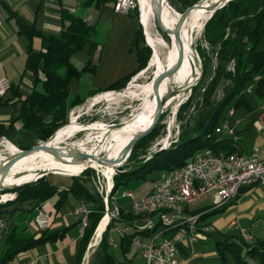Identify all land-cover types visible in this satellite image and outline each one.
Segmentation results:
<instances>
[{
    "label": "trees",
    "instance_id": "1",
    "mask_svg": "<svg viewBox=\"0 0 264 264\" xmlns=\"http://www.w3.org/2000/svg\"><path fill=\"white\" fill-rule=\"evenodd\" d=\"M92 1L101 8L109 0ZM112 1L114 3L115 0ZM198 1L176 0L178 3L181 2L185 9ZM61 21L62 26L58 34L49 35L23 22L19 24L20 31L29 37L38 36L42 41L40 51L36 52L31 49L26 51L27 62L25 65L33 72L35 81L39 80L37 78L38 72L43 75L42 92L33 89L25 98L24 104L16 116V119L22 121L20 129L11 124L7 126L0 124V137L4 136L11 139L20 149L30 148L38 141L46 139L66 122L68 114L66 99L69 93V84L77 80L83 72L92 69L90 60L79 69L71 61L72 55L81 50L89 40L88 35H90L92 27L82 18L76 16L75 13L73 14L66 9L61 10ZM203 31V38L210 47L207 55L204 54L203 49H198L202 57V75L197 83L199 86L186 101V104L189 105L193 100L196 102L195 98L201 95L202 101H197L194 105L198 111L197 114L187 119V124L175 142L165 149L154 152L149 158L145 153L149 146L147 143L155 138L158 130L157 124L147 135L140 138L131 148L128 157L129 160L136 162L135 166L130 169L121 168L114 173L113 187L109 195L114 196L116 190L125 186L129 180L144 178L146 174L154 170L160 172L179 167L187 162L194 152L204 148H211L218 153H241V149L231 137L216 133L214 129L226 119H235L241 113L253 111L254 107L250 95L260 99L264 98V47L262 46L264 39V0H229L207 18ZM142 36L140 26L136 29L131 41V48L136 53L137 67L104 89L91 91L90 95L107 90H120L134 74L146 67L151 53L149 47L144 44ZM95 47L96 43L92 42L90 49L93 50ZM216 47L218 50H215ZM213 53H215V63L212 58ZM231 60L234 63L233 71L227 69ZM222 81H228L222 89L223 96L220 100L213 101L211 97L213 90ZM82 101L76 97L70 105L74 106ZM239 107L242 110L239 111L240 113L237 112ZM230 110H233L232 115H229ZM133 121L123 126L124 133L129 132L132 128ZM143 123L145 124L147 121ZM122 142L123 138L119 137L114 141L115 144ZM141 148L145 152L138 154V150ZM87 165L82 164L70 168ZM80 171L82 170L69 171L68 175H78ZM68 183L66 188L59 189L50 177L39 178L36 182H29L14 188L17 192L14 201L24 202L28 199L45 201L58 194L59 199L56 205L62 204L64 199L71 196L77 202H82L88 206L91 212L88 214V223L83 230V235L78 239L77 255L73 263L80 264L86 245L101 217H103V195L91 192L78 177L72 178ZM2 184L12 185L14 183ZM242 189L243 187L240 190ZM14 201L12 203H15ZM1 205L0 219L5 214V210L1 211L4 204ZM109 208H112L111 201H109ZM222 208L204 212L205 208L201 207L190 208L188 211L190 213H202L200 220L209 223L206 220L210 215L222 210ZM119 212V217L110 220L111 225L103 231L93 253L92 264L118 263L111 252V248L114 246L109 243L110 227L121 228L126 224L133 227L119 237L118 244L114 248H119L122 251L124 259L122 264H142L134 261L135 254L132 257L129 256L133 245H135L134 240L137 238L145 240L151 237L159 229V223L153 229L139 230L133 221L135 219L141 222V216L134 215L130 210L125 211L122 208H119ZM39 231L40 235L36 238H16L13 234L8 235L5 241V250L0 255V264H9L19 252L29 250L39 243L54 240L56 236L64 234L63 230L49 232L47 228ZM213 232L207 233V240L211 239L215 243L214 248L219 252L222 262L226 260V252H229L238 264H249V260L253 263L264 264V238L255 239L253 236L251 242H247L238 232L219 231L217 233L219 235H215ZM182 246L179 245V251Z\"/></svg>",
    "mask_w": 264,
    "mask_h": 264
},
{
    "label": "crops",
    "instance_id": "2",
    "mask_svg": "<svg viewBox=\"0 0 264 264\" xmlns=\"http://www.w3.org/2000/svg\"><path fill=\"white\" fill-rule=\"evenodd\" d=\"M113 4V1L109 0L100 8L97 7L92 0H0V78L6 77L11 82L10 89L6 91L4 95L0 96V124H4L5 126L11 124L20 129L22 121L20 119H16V116H18L21 106L24 104L25 98L33 89H36L39 92H42L41 90L43 89V75L38 72L37 78L39 80L35 81L33 79V72L25 65L27 62L26 51H28V49L36 52L40 51L42 49V41L38 36L29 37L26 33L20 31V22L31 25L48 35L58 34L62 26L61 10L66 9L82 18L92 27L93 30L95 27H98L102 20H108L109 23H111V26H113L115 18L113 15H110L108 10L110 9L112 14H115V16L120 15L118 13H114L112 10ZM121 15H131L133 17H126L129 20L126 22V33L130 34L132 41L136 29L140 26L141 28L143 27L139 19L140 13L138 16L137 10L134 9L128 14ZM101 50V46L98 43H96V47L93 50L89 47V53L91 56L87 61L90 60L92 69L83 72L80 77L74 81L89 80L91 83V81L95 79L97 68L100 64ZM134 54L135 62L133 64L129 62L124 69L119 70L120 72L117 71L118 65L114 68V70H112V63L118 62L108 61L110 63L107 73L103 75L96 86H92L95 88L88 90L85 96H80L77 93L73 98L72 96L69 97V90L68 97L66 99L68 108L73 107L70 104L76 97L82 99L83 101L85 99H90L91 91L104 89L113 81L133 71L137 67L136 53ZM80 104L81 102L76 105ZM239 117H243L241 122L235 123V119H231L230 122L235 127L236 135L239 136L236 144L241 149V153H256L259 157H264V134L262 132L260 133L254 125V121H261L264 118V111L253 109L251 112L239 114L236 118ZM262 123L264 124V122ZM68 184L57 186L59 189H63L66 188ZM263 188V186L258 184L243 187L237 197L226 203L222 210L219 211L229 212L226 217L217 218L213 222L209 217L206 221L213 225L214 230L216 228L219 231H225L233 230L234 228V230L239 231L241 227L237 222V218L244 214L241 213V210L252 205V203L256 201L257 194L262 196ZM141 195H137L135 197ZM123 198L125 199L123 202L119 203L116 199V203L120 208L128 211L129 199L127 197ZM58 199L59 195L55 194V196L53 195L45 201L28 199L24 202L9 204L10 208H15L16 210L7 213L4 218L0 219V243L3 241V238L6 241V237L10 234H13L16 238H36L40 235V229L47 228L49 232L55 230L64 231L63 235L56 236L54 240L39 243L29 250L19 252L9 264L74 263L78 250V229L80 226V223H78L80 217L74 213V207L79 202L71 196H68L64 199L62 204L56 205ZM256 204L264 206V201H258ZM190 208L196 209L192 206H190ZM202 208H205L203 210L204 212L209 211L208 205ZM39 209L49 215L48 224L44 228H39L37 224H35L34 218ZM135 221L136 220L134 219L133 223ZM231 222H234L236 226H231ZM204 241H207V239ZM192 243L193 242L190 244ZM194 254V251L190 250L188 254L185 253V256L181 260L185 261L188 259L190 263L193 264L192 257ZM69 259H71L70 262Z\"/></svg>",
    "mask_w": 264,
    "mask_h": 264
},
{
    "label": "rangeland",
    "instance_id": "3",
    "mask_svg": "<svg viewBox=\"0 0 264 264\" xmlns=\"http://www.w3.org/2000/svg\"><path fill=\"white\" fill-rule=\"evenodd\" d=\"M167 2H168V6H170L172 9H174L178 13H181L185 9L183 4H181V2L180 3L176 2V0H167ZM139 8L140 7L137 3V7L135 8V10H137L138 16L140 13ZM149 10H150V13L152 14V18H153V7L149 8ZM108 11H109L110 15H113L115 18L113 26H111V23H109L108 20H102V22L98 25L97 28L95 27V29L91 30L90 35H89V40L85 44V46L81 50L74 53L71 57V61L73 62V64L75 66H77V68L83 67L86 63H88L87 60L91 56L89 53V47H90L91 42L94 41V43H98L101 46L102 50H101L100 64L97 68L95 79L93 81H91V83L89 80H78V81L71 82V84L69 85V89H68V90H70L69 97L72 96V98H73L75 96V94H77V93L80 96H85L89 89L95 88L92 86H96V84L100 81V79L103 77V75H105L107 73V71L109 69V63L110 62H108V61L118 62V63H112L113 64L112 70H114V68L118 65L117 71L124 69V67H126V65H128L129 62L131 64H133L135 62L134 61L135 60V54H134L135 52H134V49L131 48L132 47L131 46V36H130V34L126 33V28H127L126 22L129 21L127 18L128 17L133 18V17L131 15L130 16L129 15L124 16L121 14L115 16V14H112L110 9ZM113 16H111V17H113ZM164 17L168 20V18L166 16H164ZM120 23H122V24H120ZM155 30L157 31L158 35L163 39L164 43L165 42L169 43V41H170L169 37H167V35L165 33H163L160 29L155 27L154 24L152 23L151 31L155 33ZM203 32H204L203 28H202V31L194 32L193 33V39H192V46H193L192 48H193L197 63L199 64V71L196 74H194V77L192 78V80L188 79L184 82H173V81H171L169 83L167 92L164 95L165 96V102L167 100H169L170 98H172L173 102L171 101L170 104H168L166 107H163V111L161 112L160 118H159L158 122L156 123L157 129H158L156 131L157 134H156L155 138L152 139L153 141H150L149 143H147V145H149V146L146 149V152L143 150V148H141L140 150H138V154L145 152L147 158H149L151 156V154H153L154 152L162 150L161 147H164V149H165L166 147L170 146L171 143H173L177 140L176 138H178V136L182 132V129L185 127V124H187L186 122H188L187 119H189V118H191L197 114L198 111H197L196 107H194V105H195V103H197V101H202L200 98L201 95H199L197 98H195L196 102H194V100H193L189 105L186 104V101L190 97L191 93H193L197 89V87L199 86V85H197V83L200 80L201 75H202V57L200 56L198 49H201V50L203 49L204 54L207 55L209 47H210L205 42V40L203 38ZM143 33H144V27H142V34ZM142 40L144 41V44H146L145 34H143ZM262 46L264 47V39L262 41ZM148 47L150 49V53L152 54L153 49L151 48V46H148ZM215 50H218V47H216ZM164 53H165V48L164 47H158V54H159L161 60L164 58ZM214 57H215V53H213V57H212L214 60V63H215ZM233 65H234L233 60H231L227 66V69L230 71H233V67H234ZM145 68L146 67H144L143 69L138 71L136 74H134L129 79V81L126 83V85L124 87H122V89H120V90L128 88L129 83L133 80V78L135 76L137 77L135 79V80H137L136 81L137 83H143V82H146L147 80H149L151 75H152L153 68L150 67L144 71ZM225 83H228V81H225V82L222 81L219 85H217L214 88L212 96H211L213 101H217V100H220L222 98V96H223L222 89H223ZM107 91H113V90H107ZM102 92H105V91H102ZM99 93H101V92H98L94 95H91L90 99ZM154 98L155 97L152 94L142 93V94H138L136 98L132 97V96L131 97L130 96H121V97H118L117 99L110 100V101H106V100L101 99L100 101L95 102V103H92L90 101V99H85L83 102H81L80 105H75L73 107L68 108L67 120L60 127L64 126L65 124H67L69 122V120H70L69 116H71L72 114H74L76 116L77 119H75V120H77L78 122L87 123V124H92L93 122H95L97 120L101 121L107 125H110L113 123H121V122L124 123L125 121H127L126 124L121 126V127H123V126H126L127 124H129L130 122H132L136 116V113L141 109V107H143V105L150 102ZM250 98H251V102L253 104L254 109H259L261 111H264V109L259 106L260 103L264 104V98L260 99V98L253 96V95H250ZM239 111L240 112L242 111L240 107L237 109V112H239ZM241 114H243V113H241ZM149 120H150V118H148L144 121L148 122ZM242 120H243V117L235 118V123H237V121L241 122ZM230 121H231V119H230ZM261 121L264 122V118ZM191 123H192V121H191ZM231 125H233V124L231 123ZM76 126H77V124H75V127ZM59 128H57L52 133L55 134ZM116 128H118V127H116ZM88 134L89 133L87 131L77 132L73 137L68 139V141L65 140L63 142V144H61V145H70V144L73 145L72 142L76 141V139L79 140V139L86 138L88 136ZM104 134H106V132L103 133V135L100 134L99 137H97V135H98L97 133L92 134L90 141H87L86 145L90 144L89 147L92 146V148H94V149L96 147L98 150L102 151V150H106V148L108 146H110L109 145L110 143H113L112 148L109 150V151H111L113 149L121 147L123 145V143L125 142L123 140L122 143L115 144L114 142L109 141L108 143H102L100 146H98L100 141H103V139L106 140V138L108 137V134H106V136H104ZM50 136L44 140L38 141V143L40 144V142L48 141ZM164 137H166L165 139H167V140H165ZM4 140H5V142L8 141L9 144L13 148H15L16 152L18 151L17 148L20 149L16 145V143L13 142L11 139L4 137V136H1L0 137V154L2 157L8 156V154H9V150H7L5 148V146H3L4 145L3 143H5ZM158 142H162L163 145H159ZM144 145H146L145 142H144ZM73 146L77 147L75 145H73ZM97 146L102 147V148H98ZM109 151H105V152L108 153ZM91 152H92V150H91ZM39 157L40 156H33V159H30L29 161L34 160V159H38ZM141 157H143V155H141ZM2 161H3V158H0V164ZM18 161H20V159ZM42 163L43 162H41L39 165H41ZM135 164H136V162H133L132 160H129L127 158L119 166H116L117 168H115V167H113V168H115V172H116L121 168L130 169L133 166H135ZM77 165L78 164H72L71 163L68 168L73 167V166H77ZM80 165H82V164H80ZM88 165H91V164L88 163ZM84 167L71 168V169H67V170H58V171H54V172L51 170H42V171L38 170L36 172L38 179L35 178L31 182H36L37 180H39V178H42V177L44 178L46 176V177H50L52 179V181L54 183H56L57 185H66V184H68V182L71 181L72 178L78 177L80 179V181H82L91 190V192H94V194L97 192L99 194L100 192L98 190V187H96V185L99 186V183L96 182L97 181L96 178L99 176L100 179H102L104 177L102 172H100L99 170L97 171V169H94L91 167L84 169ZM32 168H28V169H32ZM77 169L82 170V171H80V173L78 175H68L69 171H74ZM25 170H27V169H25ZM111 170L112 169H109V173L112 172ZM81 172H84L85 174L81 173ZM12 173L14 174L15 171ZM158 173H159L158 171L154 170V171L146 174L144 178L129 180L125 186H123L119 190H116V192L117 191L118 192L114 193L115 194L114 202H116V199L119 203L123 202L125 199L121 196V193H123L124 191H127V190L134 193L135 196L141 195L143 193L145 194V192L148 191V189L151 187L153 180L155 178H157ZM24 184H26V183H24ZM24 184L15 185V186H6L3 188L2 187L0 188V206H2L1 204H4V207H1V211L5 210V214L3 215L2 218H4L7 215V213H10L11 211L16 210L15 208H13V209L10 208L9 204L12 203L15 200V198L17 197V192H16V190H14V188H17V187L22 186ZM262 191H263V195L261 196L260 194L259 195L257 194L256 195V201H254L252 203V205H250L246 209L241 210V213H244V214L241 215V217L237 218V222H238L239 226L241 227V229H244L246 232L252 233L255 239L256 238H264V206H259L258 204H256V202H258V201H264V188ZM209 196L210 195L207 194V195L201 197L199 201L197 200L196 202L192 203L190 206H192L193 208H200L201 206L204 207V206L208 205L209 211L217 210V209H220L223 207V206L222 207H215V206L213 207L210 203ZM4 197H6V198H4ZM228 214H229V212H219L218 211V212H215V214L214 213L211 214L210 220L213 222L217 218L226 217ZM98 226H99V224H97L95 229H97ZM95 231L96 230H94L93 234L91 235V237H90V239L86 245L85 252H84V255H83L82 260H81V262L83 261L85 264H92L93 253H94V251L97 248V245L99 243L98 242L97 245L89 247ZM225 231L232 232V233L238 232V231L234 230V228H233V230H225ZM218 232H219V230L215 228L213 234L219 235V234H217ZM141 240H144V239L141 238ZM4 242H5V239L3 238V241L0 243V255L5 250L4 249L5 248ZM247 242H251V241H247ZM214 244L215 243H213V241L211 239L207 240V241H203V242L202 241H194L192 244L187 243L186 245H183L182 249L178 252L177 258H179L181 260L185 256V253L188 254L190 252V250H193L195 253L192 257L193 264H238L237 261H235V259L232 256H230L229 252H226V260L222 262L220 259V256H219V252L214 248ZM111 252H112L113 256L115 257V259L117 260V262H118L117 264H122V262L124 260L122 251L119 248L112 247ZM133 254H135L134 255V261L143 264L144 259L142 256V248L139 245H133V247L129 253V256L132 257ZM70 261H71V259H69V262ZM81 262H80V264H81ZM249 264H261V263H257V262L252 263V261L249 260Z\"/></svg>",
    "mask_w": 264,
    "mask_h": 264
},
{
    "label": "built area",
    "instance_id": "4",
    "mask_svg": "<svg viewBox=\"0 0 264 264\" xmlns=\"http://www.w3.org/2000/svg\"><path fill=\"white\" fill-rule=\"evenodd\" d=\"M137 3V0H115L112 10L114 13L127 14L137 7ZM10 87L8 78L1 77L0 96ZM260 107L264 109V104ZM232 113L233 110H230L229 115ZM254 125L264 134L262 122L255 121ZM214 130L231 137L234 142L238 141L239 136L236 135L235 127L229 119L222 121ZM96 179L100 187L95 185L103 195V215L108 216L106 229L111 225L110 220L119 217L120 207L114 202L115 197L109 195L113 180L109 184L104 177L100 179L98 176ZM252 184L264 187V157H259L256 153H218L211 148H204L194 152L183 165L160 171L145 194L135 197L129 190L121 193L129 199V210L142 217L141 222H134L137 229H153L159 223V229L151 237L134 240V244L142 248L143 264H191L188 259L182 261L177 258L179 245L194 241L203 242L208 237L207 233L212 232L214 227L200 220L202 213H190V205L208 194L213 207H222L233 200L242 187ZM109 201L112 208H109ZM90 212V208L82 202L74 207V213L80 217L78 238L83 235ZM34 220L39 228H44L48 224L49 215L39 209ZM231 226L236 225L231 222ZM132 227L130 224L121 228L111 226L110 245L116 247L119 237ZM238 234L245 241H251L253 238V234L245 230L239 229ZM100 239L101 236L99 241ZM81 264L85 263L82 261Z\"/></svg>",
    "mask_w": 264,
    "mask_h": 264
},
{
    "label": "bare ground",
    "instance_id": "5",
    "mask_svg": "<svg viewBox=\"0 0 264 264\" xmlns=\"http://www.w3.org/2000/svg\"><path fill=\"white\" fill-rule=\"evenodd\" d=\"M213 1L214 0H206V1H204V4L208 5V4L212 3ZM137 2H138V5L140 7L139 12H140L142 26L144 27V30H145L144 34L146 36V43L149 46H151L153 49V55L151 56V58L149 60V66H148V68H150V67L153 68L152 75H151L149 80H147L146 82H143V83H137L136 82L137 80H135L137 77L135 76L133 78V80L129 83L128 88H125L123 90H117V91L101 92V93L93 96V98L90 99V101L92 103L98 102L101 99L106 100V101H110V100L117 99L118 97H121V96H130V97L132 96V97L136 98L138 94H142V93H144V94L148 93V94H152L154 96V94L151 92V88L153 87L152 86L153 76L156 73H159L162 70L166 69V67L172 66L176 60V57L178 54V45L173 44L171 46V44L166 43V42H165L166 43L165 44L163 39L158 35L156 30H155V33L151 31V25H152V23H154V20L152 18V14L150 13L149 8L154 7L155 0H137ZM165 2L166 1H164V3H163V5L165 7H163L162 23L164 26H173L175 24V21L179 15V13L177 11H175L174 9H172L170 6H168V2H166V3ZM164 16H166L168 18V20ZM208 16H209L208 11H206L204 9H197V10H193L191 12V15L187 18V20L183 26V41H184V46H185L183 64L180 67V69L174 75H172L170 77H166L162 81V83L160 85L161 95L166 94L167 89H168V85L171 81H173V82H184L188 79L192 80V78L194 77V74H196L199 71V64L197 63V60L195 58L194 51L192 48L193 47L192 46V39H193V33L194 32L202 31V28L204 26L203 24L205 23ZM158 47H164L165 48L164 58L162 60L158 54ZM171 101H172V98L167 100L164 104V107H166L168 104H170ZM155 108H156V99L155 98L152 99L150 102L146 103L145 105H143V107H141V109L136 113V116H135L133 124H132V128L129 130V132H126V133L123 132L124 128L121 127L122 125L119 128L111 129V128H109V125L104 124L103 122L98 121V120L93 122L92 124L81 123V122H78L77 120H75L77 118L74 114H72L71 116H69L70 117L69 122L57 130L53 140L51 139L49 144L59 146V145L63 144V142L65 140L68 141V139L73 137L77 132L87 131L89 133L88 136L86 138H83V139H79V140L76 139V141L72 142L73 145L77 146L81 151H84V152H91V150H92L91 153H99L102 151L105 152V151H109L112 148L113 143H110L109 144L110 146H108L106 148V150H102V151L98 150L96 147H95V149L92 148V146L89 147L90 144L89 145H86V144H87V141H90L92 134L97 133L98 135H100V134L103 135V133L106 132V134H108V137L106 138V140L103 139V141H100L98 146H100L102 143H108L109 141L114 142L117 139V137L123 138V140L125 142L123 143V145L121 147L113 149V150L109 151L108 153L105 152L110 157L118 156L120 154L122 147L125 145V143L127 141H129V139L133 135L137 134L139 131H142L144 128H146V126H148L150 124V122L152 121L153 115L155 113ZM148 118H150V120L144 124L143 123L144 120H146ZM126 122L127 121H125L123 123V125L126 124ZM75 124H77L76 127H75ZM106 134H104V136H106ZM165 138L166 137H164V139ZM165 140H167V139H165ZM4 142H5V140H4ZM158 143H159V145H163L162 142H158ZM3 144H4L3 146H5V148L7 150H9V154H8V156H5V157H2L0 154V158H3V161L0 164V168H1V165H3L2 163H4L11 155H14L20 151V149L17 148L18 151L16 152L15 148H13L9 144L8 141L3 143ZM98 148H102V147H98ZM33 156H40V157L38 159H34V160L29 161L30 159H33ZM41 162H43V163L41 165H39ZM88 163L91 164L92 166L91 165L85 166L84 169L87 167H91V168L97 169V171L99 170L100 172H102L104 179L107 180L109 182V184H111V181L113 180V175L115 173V168H113L114 167L113 165H107V166L102 165V164H100L94 160H86L84 162H76V163H72V164L80 165V164H88ZM70 164L71 163H62V162L58 161L57 159L52 157L51 154H49V153H47L41 149L36 150V151H32L29 155H27V157L24 156V157H22V159L20 158V161L17 160L14 163V165L12 166L10 171L8 172L3 183H14V184L18 183L15 185H21L24 183L28 184V182H31L32 180H34L35 178L38 177L37 173H36L38 170H41V171L42 170H51L53 172L58 171V170H67L68 167L70 166ZM28 168H32V169H28ZM25 169H27V170H25ZM69 169H71V168H69ZM109 169H112L111 170L112 172L109 173ZM14 171H15V173L13 174L12 172H14ZM14 184H12V185L1 184L0 188L6 187V186H15ZM4 198H6V197H4ZM107 220H108V216L103 215V217L101 218V220L99 222V226L93 235V238H92L91 243H90V247L97 245L99 238H100L103 230L106 227Z\"/></svg>",
    "mask_w": 264,
    "mask_h": 264
},
{
    "label": "water",
    "instance_id": "6",
    "mask_svg": "<svg viewBox=\"0 0 264 264\" xmlns=\"http://www.w3.org/2000/svg\"><path fill=\"white\" fill-rule=\"evenodd\" d=\"M164 1L167 2V0H155L154 7H153V20H154L153 24L155 27H157L163 33H165L167 37L170 38L169 44H171V46L173 44L178 45V54L172 66L166 67V69L162 70L159 73H156L153 76V79H152L153 87L151 88V92L154 94L155 99H156V108H155V113L153 115V118L150 124L146 126V128H144L142 131H139L137 134L133 135L129 139V141H127L125 145L122 147L120 154L115 157H110L104 152H100V153L84 152V151H81L79 148L74 147L73 145H59V146L50 145L49 142L51 141V139L53 140L55 136V134L52 133L48 141L40 142V144L38 143L36 145H33L30 148L20 149L18 153L11 155L4 163H2L3 165H1V168H0V185L3 183L8 172L10 171V169L12 168V166L17 160H19L20 158L24 156L27 157V155H29L32 151H36L40 149L51 154L52 157H54L55 159H57L58 161L62 163H76V162H84L86 160H94L102 165H106V166L113 165L115 168H117L116 166H119L121 163H123L128 158L131 148L134 146V144L140 138L147 135L154 128V126L156 125V123L158 122L160 118V115H161V112L163 111V107L165 103V96L161 95L160 93V85L162 81L166 77H170L174 75L183 64L184 51H185V46H184V41H183V26L187 18L191 15V12L193 10H197V9H204L208 11L209 16L207 18H209L216 9L225 5V3L228 2L229 0H214L212 3L208 5L204 4V1L206 0H199L197 3L193 4L192 6L187 7L183 12L179 13L175 21V24L173 26H164L162 23L163 7H165L163 5ZM139 19H140V23L142 24L141 17ZM144 33H145V30H144ZM152 55H153V52L151 56ZM149 60L147 62V65L144 71L148 69ZM121 125H123V122L110 124L109 127L113 129L116 127L119 128ZM161 149H164V147H162Z\"/></svg>",
    "mask_w": 264,
    "mask_h": 264
}]
</instances>
